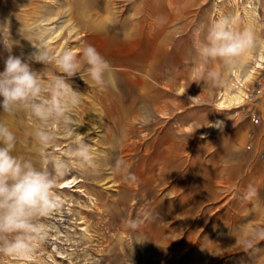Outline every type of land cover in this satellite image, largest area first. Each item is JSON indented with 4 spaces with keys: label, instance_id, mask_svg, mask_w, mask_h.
Here are the masks:
<instances>
[{
    "label": "rangeland",
    "instance_id": "1",
    "mask_svg": "<svg viewBox=\"0 0 264 264\" xmlns=\"http://www.w3.org/2000/svg\"><path fill=\"white\" fill-rule=\"evenodd\" d=\"M6 15V58L20 56L42 81L22 102L48 138L40 170L60 162L64 175L46 242L33 240L27 261L0 254V264H264V148L243 102L263 84L253 74L264 0H7ZM221 19L252 35L236 57L201 54ZM89 45L110 64L103 87L87 75ZM68 50L80 71L66 79L81 102L40 119L32 105L47 104L63 74L32 54ZM239 87L241 104L221 102Z\"/></svg>",
    "mask_w": 264,
    "mask_h": 264
},
{
    "label": "clouds",
    "instance_id": "2",
    "mask_svg": "<svg viewBox=\"0 0 264 264\" xmlns=\"http://www.w3.org/2000/svg\"><path fill=\"white\" fill-rule=\"evenodd\" d=\"M228 21L221 19L212 26L201 54L207 57L232 58L241 54L252 43L250 32L233 33L228 30ZM7 48V44L4 45ZM88 77L99 87L104 86V74L110 64L92 46L83 50ZM32 57L42 63L54 60L63 75L57 76L49 85L51 100L47 104L34 103L32 111L40 119L52 113L63 114L68 105L76 107L81 102V93L74 90L67 78L80 71V63L72 51L59 56L47 52L33 53ZM84 79V77H81ZM87 82V81H86ZM42 91L40 75L20 56L8 55L5 67L0 71V107L11 114L14 106L37 97ZM42 142L47 141L43 132L37 133ZM17 143L15 134L0 123V254L27 261L32 255L33 240L46 242L48 225L43 221L60 212L62 198L55 191L58 178L64 175L60 162L54 165V173L37 169L31 161L12 154ZM134 178V177H133ZM255 189L250 185L243 199H251ZM132 227H136L132 222ZM11 235L12 239L7 237Z\"/></svg>",
    "mask_w": 264,
    "mask_h": 264
},
{
    "label": "crops",
    "instance_id": "3",
    "mask_svg": "<svg viewBox=\"0 0 264 264\" xmlns=\"http://www.w3.org/2000/svg\"><path fill=\"white\" fill-rule=\"evenodd\" d=\"M6 3L7 0H0V71L4 70L7 48L10 49L11 47H13L10 44L9 46H7V48L4 46L5 44H7ZM263 62L261 66L258 67L253 74L255 75L257 73L256 76L261 77L260 80L262 81L263 84L259 88L260 93L253 94L252 97H249L250 99H246V97H244L243 99L244 100L243 102L245 103L244 105L246 106L247 109V114L254 117L255 119L254 123L251 125L254 128V132L252 133V136L254 139L253 141L254 147H256V149L264 148V63ZM248 66H249L248 63H245L243 65L241 69L242 75H245L247 73ZM245 93H247V88L245 90ZM241 102L239 104H241ZM29 112H30V108L24 105L22 102L14 106L11 114L5 113L2 107H0V123L6 125L9 128V130H11L16 136L17 143L12 154L23 160L31 161L37 169H40L42 162L40 143H39V138L37 136V131L33 123L28 118ZM260 162H264V160L260 159Z\"/></svg>",
    "mask_w": 264,
    "mask_h": 264
},
{
    "label": "bare ground",
    "instance_id": "4",
    "mask_svg": "<svg viewBox=\"0 0 264 264\" xmlns=\"http://www.w3.org/2000/svg\"><path fill=\"white\" fill-rule=\"evenodd\" d=\"M249 12V11H248ZM264 59V44L258 54V56L255 58L254 67H256L257 64L261 62V60ZM253 68L249 71V73L246 75L245 80H248L251 77ZM228 95L222 96L221 95V102L226 103H233V102H240L243 97L245 96V92L243 88H240L236 92H228Z\"/></svg>",
    "mask_w": 264,
    "mask_h": 264
}]
</instances>
